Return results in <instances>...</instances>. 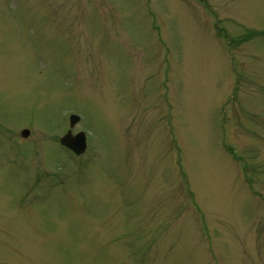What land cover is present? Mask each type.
I'll return each instance as SVG.
<instances>
[{"label":"rangeland","instance_id":"374dc122","mask_svg":"<svg viewBox=\"0 0 264 264\" xmlns=\"http://www.w3.org/2000/svg\"><path fill=\"white\" fill-rule=\"evenodd\" d=\"M0 264H264V0H0Z\"/></svg>","mask_w":264,"mask_h":264},{"label":"water","instance_id":"95a60500","mask_svg":"<svg viewBox=\"0 0 264 264\" xmlns=\"http://www.w3.org/2000/svg\"><path fill=\"white\" fill-rule=\"evenodd\" d=\"M76 121H78V117L72 115L70 117V125L72 126ZM22 134L25 135L26 132H23ZM62 139L63 142H65V144L69 146L72 150H74L76 153H80L83 151L85 144H84V137L81 133L75 135L72 138L66 135Z\"/></svg>","mask_w":264,"mask_h":264}]
</instances>
